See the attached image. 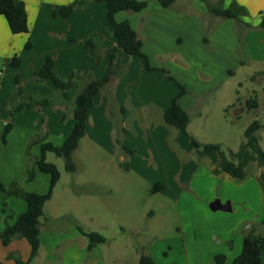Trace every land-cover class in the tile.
Masks as SVG:
<instances>
[{
	"label": "rangeland",
	"instance_id": "374dc122",
	"mask_svg": "<svg viewBox=\"0 0 264 264\" xmlns=\"http://www.w3.org/2000/svg\"><path fill=\"white\" fill-rule=\"evenodd\" d=\"M199 1L196 0L197 3ZM209 1L212 4L218 2ZM180 6H186L185 1L182 0ZM207 19L213 27L214 18L209 16ZM234 20L239 26L237 29L245 28L240 21ZM122 52L124 57L117 55L116 69L112 70L111 91L114 94L117 87L123 88V73L131 71L137 83L145 80L142 73L146 69L144 59L138 57L132 61L129 54ZM241 56L245 61L244 53ZM150 61L153 65L167 68L185 86L200 85L201 76L196 67L187 68L169 56H155ZM4 62L5 59L0 58V155L5 152V155L16 157L12 164H18L19 169L23 162L28 180L27 170L36 158L34 154L37 150L40 153L41 145L37 140L48 133V127L54 129L59 123L50 113L49 124L44 122V109L39 107L12 113L17 104L27 98H18L16 93L11 96L16 75L10 67L4 68ZM94 63L96 69L100 63L96 60ZM117 74H120L118 79L114 76ZM150 74V81L159 86L156 92L159 100L155 102L142 98L139 103L146 101V104H135L132 97L142 93L136 88L131 92L125 90L129 98L123 105V112H115L111 101L108 102V94H104L107 96L105 104L101 99L103 95L95 100L87 134L74 153L78 165L75 173L65 169L63 158L53 152L47 153V160L54 162L61 171V179L52 200L45 205V217L61 214L54 221L49 218V223L68 228L80 225L86 231L103 234L107 241L100 247L109 254L108 250L114 249L119 264H139L138 255L158 246L164 239L172 243L176 238L185 240L186 237L190 243L211 241L220 244L215 236L217 233L237 236L238 232L256 224L264 216V127L257 133L259 143L254 144L244 156L247 177L243 180L226 181L214 171V164L220 158L216 151L199 160L190 137L193 135L202 143H219L227 152L237 151L245 140L246 128L254 119H259L264 125V73L256 72L249 65L243 66L219 88L206 93L205 101L190 110L191 122L186 132L168 125L161 112L162 106L165 103L169 106L180 91L179 86L163 70ZM75 80L79 88L88 81L76 77ZM2 83L5 84L1 92ZM189 85L187 87L191 88ZM47 88V96L54 101L46 108L65 104L69 109L65 112L68 119L73 103L62 100L61 91L56 87L54 92L52 82L47 84ZM73 89L77 92V88ZM255 93L259 97V108L246 110V99ZM236 98L240 101L228 109V104ZM241 103L243 108L236 109ZM32 110L40 118L33 116ZM145 112H150V116H143ZM9 123L10 128L6 130ZM47 135L53 141L54 137ZM54 141H59V138ZM130 143H135L139 152L129 170L122 165L130 163V155L122 145ZM44 175L51 180L49 174ZM50 182L45 192L49 190ZM157 183L164 184V188H155ZM0 195L3 199L2 215L8 208V198L2 192ZM215 199L224 204L230 202L232 209L213 210L210 203Z\"/></svg>",
	"mask_w": 264,
	"mask_h": 264
},
{
	"label": "crops",
	"instance_id": "0c3cea01",
	"mask_svg": "<svg viewBox=\"0 0 264 264\" xmlns=\"http://www.w3.org/2000/svg\"><path fill=\"white\" fill-rule=\"evenodd\" d=\"M23 1L26 3L29 14L30 30L28 33L13 34L6 18L0 15V58L5 59L4 68L7 70L10 67L16 75L15 86L11 90L12 97L15 93L21 99L31 96H47L49 92L47 84H50L51 81L35 74V70L44 64L47 56L53 58L54 69L62 77L74 73L77 79L87 81L93 78H101L104 75L107 66L106 58L103 57L98 67L94 69L95 60L84 42L90 37H98L105 47L116 44L113 27L107 19L108 9L105 2L85 0L75 8L70 16L65 17L60 14L54 15V10H59L61 6L74 0ZM183 1L186 3L184 7L180 6L182 0H176L172 7L166 8L155 0H149L147 7L141 11H120L116 13L115 17L118 21L128 19L138 31L139 36L144 40L143 51L148 56L149 61L155 56H169L187 68L196 67L201 76L200 85L188 84L191 88H187L192 93L185 94L180 98L181 105L190 114L193 107L199 102L205 101L203 98H207L206 93L219 88L231 75L237 74L243 66L249 65L258 73L264 72V30L258 28L261 21L260 12H264V0H237L249 10V16L244 19L254 26L247 27L243 24L245 28L239 29H237L239 26L233 18H222L220 20L221 17L211 14L207 9V5L201 0L198 3L196 0ZM230 2L231 0H226L225 5ZM209 16L214 18L212 21L213 30L209 38L210 45L206 46L203 37L207 24L211 23L210 19H207ZM216 22L219 23L217 26L214 25ZM240 32L244 38L243 43H241V36H239ZM27 40L32 42V47L29 49L25 47ZM122 51V49L119 50L118 56L124 57ZM242 52L245 55V61L241 59ZM15 53H18L22 58L21 66L18 68L9 66V60ZM130 56L132 61H135L134 58H138V56ZM150 63L151 66L160 68V65H153L151 61ZM115 65L116 63L113 65L112 70L116 69ZM139 69L138 66V71ZM153 71L157 70L148 71L146 68L142 72L145 79L144 83H137L134 76L131 75V71L123 73L125 77L123 88L117 87L114 94L111 91L113 90L112 82L108 83L95 96L94 103L98 97L103 95L101 99L105 104L107 96L104 94H108L110 95L108 102L111 101L115 112L118 110L120 112L124 109L123 105L129 98L125 95V90L131 92L135 88L136 91L142 92L137 94L135 98L130 94L135 104H146V101L139 103L142 98L148 99V101L159 100V96L156 94L159 86L150 81L152 79L150 73ZM17 76L19 77V83L16 80ZM114 76L118 79L120 74ZM4 84L2 83L1 92ZM54 89L55 92L57 90L55 85ZM68 93L71 97H74L76 90H69ZM71 100L70 102H72ZM238 100L240 101V98H236L235 101L229 103L228 109L236 104ZM57 105L48 106L43 110V114L46 116L44 122L47 124L50 122L51 115L59 123L54 129L47 126V131L50 134L49 136L54 137L52 142L61 144L70 134L75 123L73 116L74 103L71 105L68 119L66 114L65 121L62 119L63 114L69 109L65 104ZM94 105L89 111L87 130ZM243 106L244 104L241 103L236 109L243 108ZM168 107L166 103L162 106V114ZM32 111L33 116L40 118V116L37 117L35 110ZM124 112V114L127 113V111ZM150 112H145L142 115L148 117ZM48 138L49 140L52 139V137ZM57 138H59V141H54ZM130 144L125 146L134 148L136 152L129 154V170L132 169L133 159L139 152L135 143ZM253 145L245 150L244 156ZM40 153L37 150L34 155L38 156ZM208 154L209 152L203 158H206ZM244 156L243 164L245 167ZM12 159L15 160L16 157L5 155V152L0 155V180L3 183L9 185L14 180H18L27 191L42 193L47 190L51 180L44 175L46 173H42L37 169L36 178L29 182L27 180L26 165L22 162V167L19 169L18 164H12ZM221 166L222 159L220 156L219 161L214 164V171L226 181L235 179L230 174L223 172ZM162 185L164 188V184ZM20 198L18 196L8 197V208L2 215L0 214L1 229L6 226L7 222H13L17 215L27 210V202ZM2 205L3 199L0 195V213ZM10 215H13V217L7 218ZM60 215H50L49 218L54 221ZM49 218L45 217V214L40 218V249L38 255L32 259L30 264H119V258L117 254H114V249L108 250L110 254L100 247L102 244L89 249V239L78 227H59L49 223L51 221ZM251 227L252 224L248 225L246 229L238 232L237 236L226 232L217 233L215 236L220 244L211 241H203L200 244L190 243L186 237L185 240L176 238L172 243L169 239H164L158 246L149 248L145 253L151 254L157 264H220L216 260L218 254L225 256V261L221 264H232L234 259L241 253L244 236ZM253 227L257 233L264 235V225L261 224V220L253 224ZM12 254L20 256L23 260L29 259L31 246L26 238H16L8 245H4L0 239V261L4 264H15V259L11 257ZM140 255L141 253L138 255V260ZM262 264H264V254Z\"/></svg>",
	"mask_w": 264,
	"mask_h": 264
},
{
	"label": "trees",
	"instance_id": "16d2710c",
	"mask_svg": "<svg viewBox=\"0 0 264 264\" xmlns=\"http://www.w3.org/2000/svg\"><path fill=\"white\" fill-rule=\"evenodd\" d=\"M85 0H74L69 4H65L54 10V15L70 16L75 8L81 5ZM96 2H105L107 5V19L113 27V33L116 38V44L111 47H105L98 37H90L85 40L84 44L89 50L93 59L101 62L103 57L107 60L105 73L101 78H93L83 83L79 88V84L75 80V74L72 73L67 77H62L54 69V61L51 56H47L44 64L35 70V74L50 80L61 91L62 100L74 103L73 116L75 119L74 126L70 134L65 138L61 145H56L51 140H47L48 133L38 139L37 142L41 145V153L33 161L31 167L28 168V181H32L37 176V169L49 174L51 177L50 188L45 193L27 191L19 182L13 181L6 185L0 180V191L6 198L9 196H18L27 202V210L15 218L13 222H7L4 228H0V239L4 245H8L16 238H26L31 246V254L28 260L21 259L20 256L11 255L15 259V264H30L32 259L36 257L40 249V218L44 215L45 204L49 201L54 193V189L61 179V171L54 162L47 160V153L53 152L56 156L61 157L65 161V169L68 172L75 173L78 165L74 159V153L79 148L81 139L85 136L87 131V123L89 111L94 104V98L99 94L105 86L112 81L113 72L112 65L117 59L120 49L132 56H138L144 59L145 66L148 70H163L167 73L170 80L177 83L180 91L172 98L169 107L163 113L164 121L177 129L187 131V127L191 122V116L180 103V98L192 93L187 86L181 84L170 71L165 67L156 68L150 65L148 56L143 51L144 40L139 36L138 31L131 25V22L126 19L118 21L115 17L116 13L120 11L139 12L147 7L149 0H94ZM163 7L170 8L176 0H155ZM207 9L211 14L219 16L223 19L233 18L240 21L247 27H254L249 21L244 18L249 16V10L237 0H231L228 5H225L226 0H218L217 3H210L209 0H204ZM261 21L258 28L264 30V12H260ZM0 15H3L13 34H24L30 30L29 14L26 3L23 0H0ZM213 30L212 25L207 24L203 41L206 46H209L210 35ZM241 43H243V36L241 34ZM27 49L32 47V42L27 40L25 43ZM22 58L18 53H15L9 60V66L18 68L21 66ZM264 73V72H259ZM19 83V77H16ZM77 88L74 97H71L68 90ZM54 99L51 96L44 97H27L23 99L14 108L12 113H18L25 108L39 107L45 109ZM260 101L258 95L255 93L246 101L248 110L257 109ZM66 114L63 115V120ZM264 127L259 119H254L246 128L244 132L245 140L240 144L237 151H225L219 143H202L199 142L193 135L191 139L196 148L197 158L203 159L206 153L216 151L220 154L222 159L221 170L230 174L237 180H243L247 177V171L243 164V156L245 150L252 144L259 143L258 131ZM10 128V123L6 130ZM117 142L120 144L119 139ZM123 150L128 154H134V148L122 145ZM264 158V151H262ZM126 169H129V164L122 163ZM158 190L163 188L162 183H157ZM13 215L7 216L12 218ZM264 225V216L261 220ZM78 229L85 234L89 239V249H92L98 244L105 243L107 238L97 231H86L80 225ZM264 254V235L257 233L253 225L249 232L244 236L243 248L241 253L234 259L232 264H262V256ZM218 263L225 261L223 254L216 255ZM0 264H4L0 261ZM139 264H157L151 254L141 252Z\"/></svg>",
	"mask_w": 264,
	"mask_h": 264
},
{
	"label": "water",
	"instance_id": "95a60500",
	"mask_svg": "<svg viewBox=\"0 0 264 264\" xmlns=\"http://www.w3.org/2000/svg\"><path fill=\"white\" fill-rule=\"evenodd\" d=\"M210 207L213 210H224V211H228L232 209L231 203L227 202V203H223L220 199H215L214 201H212L210 203Z\"/></svg>",
	"mask_w": 264,
	"mask_h": 264
}]
</instances>
